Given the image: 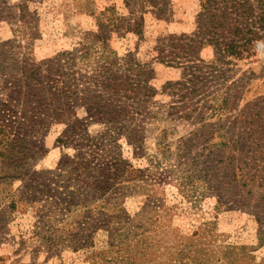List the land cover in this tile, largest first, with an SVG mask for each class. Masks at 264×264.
Listing matches in <instances>:
<instances>
[{
	"label": "rangeland",
	"instance_id": "obj_1",
	"mask_svg": "<svg viewBox=\"0 0 264 264\" xmlns=\"http://www.w3.org/2000/svg\"><path fill=\"white\" fill-rule=\"evenodd\" d=\"M0 125L30 156L0 264H264V0H0ZM99 208L78 248L36 233Z\"/></svg>",
	"mask_w": 264,
	"mask_h": 264
},
{
	"label": "trees",
	"instance_id": "obj_2",
	"mask_svg": "<svg viewBox=\"0 0 264 264\" xmlns=\"http://www.w3.org/2000/svg\"><path fill=\"white\" fill-rule=\"evenodd\" d=\"M140 23H137L135 25V28L132 30L139 31L140 30ZM101 39L105 41V38L103 35L101 36ZM252 39L249 38L245 43L239 44L236 42H231L226 46V50L233 55H238L240 56L244 51H248L251 45ZM29 150L24 146V139L20 137L19 134L17 133H11L10 131L7 130L4 126L0 125V163L5 164V168L0 169V173L3 175L4 179H22L25 178L26 176V168L28 165L29 161ZM85 172V171H84ZM46 173V172H42ZM41 177V176H39ZM77 177V176H76ZM79 177V176H78ZM73 180V178H70ZM26 185L29 186V190L27 192L32 193L34 190V194L37 191V186L35 184H28ZM93 187V185L82 187L85 188L83 189L84 195L82 198H78V193L79 189H82L80 187L76 186H69V185H64L63 188L65 191L63 192L64 197L62 198L63 200V207H61L62 212H71L72 208L79 203L76 201L77 199H80L81 206H85V202L88 199V196L90 194V189ZM72 188V189H71ZM73 188L76 190L73 191ZM102 189L98 185L96 187V193L100 195ZM49 192V188L46 186L44 187V191L42 194H46ZM26 195V194H23ZM10 208L15 209L16 202L12 201L10 203ZM86 207V206H85ZM121 209V207L119 208ZM91 216H90V222H88V225L83 226L80 220H78L76 217H73L72 215L70 216L71 218V223L68 225L69 227H66L64 225L58 224L59 220H57L55 215H50V214H42L43 218L48 219L47 223L44 225V229L40 230L39 232L36 233H41L42 237L44 239L50 240L52 243L59 245L60 243L62 245H69L72 248H78L82 246L84 243H88L90 237L92 236V233L94 229L97 227L98 223L96 222L97 218L99 216H102L103 213L99 212L101 211L100 208L97 209H91ZM53 212V209L50 208V210L47 211V213ZM81 214V213H80ZM75 220V221H74ZM75 225H73V223ZM152 224H147L146 226L141 225L138 227L139 231L141 230V233H146L149 232L152 229ZM39 228H42L41 226ZM53 234V235H52ZM130 232H123V236H129ZM143 240H136L133 245L139 246L140 243H142ZM234 264V263H232Z\"/></svg>",
	"mask_w": 264,
	"mask_h": 264
}]
</instances>
